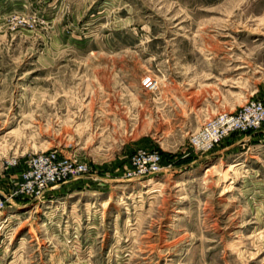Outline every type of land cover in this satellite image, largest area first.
Wrapping results in <instances>:
<instances>
[{
	"label": "rangeland",
	"instance_id": "1",
	"mask_svg": "<svg viewBox=\"0 0 264 264\" xmlns=\"http://www.w3.org/2000/svg\"><path fill=\"white\" fill-rule=\"evenodd\" d=\"M263 98L264 0H0V196L76 174L0 212V264H264V129L190 141Z\"/></svg>",
	"mask_w": 264,
	"mask_h": 264
},
{
	"label": "built area",
	"instance_id": "2",
	"mask_svg": "<svg viewBox=\"0 0 264 264\" xmlns=\"http://www.w3.org/2000/svg\"><path fill=\"white\" fill-rule=\"evenodd\" d=\"M151 85L148 77L144 78L142 86ZM264 129V98L262 100H249L235 113H219L206 120L199 131L190 141L200 153L209 151L214 144L235 132L258 131ZM150 171H158V157L149 154L147 157ZM65 162L56 154L40 155L29 160L18 184L7 197L0 196V212L14 198L24 200H40L44 194L55 186L75 178V172L63 166ZM145 164V163H144ZM144 166L135 171V177L145 176Z\"/></svg>",
	"mask_w": 264,
	"mask_h": 264
}]
</instances>
